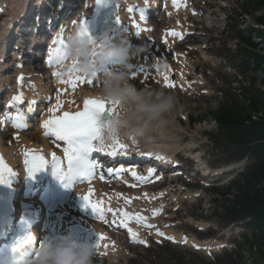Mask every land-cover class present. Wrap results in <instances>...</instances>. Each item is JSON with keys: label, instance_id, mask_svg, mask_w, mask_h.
Here are the masks:
<instances>
[{"label": "rangeland", "instance_id": "374dc122", "mask_svg": "<svg viewBox=\"0 0 264 264\" xmlns=\"http://www.w3.org/2000/svg\"><path fill=\"white\" fill-rule=\"evenodd\" d=\"M236 1L210 0V7H207L205 10L203 9L204 7L200 6L201 10L206 12L207 15L202 20L205 21L204 23H198L199 28L203 29V32L201 35L197 34L192 38L195 45L190 43H188L189 45L183 44L176 49L182 51L188 50V53L194 51L190 52L191 56L187 55L189 62L185 66L191 81V77L198 75L203 78L204 84L202 86L197 85L199 86L197 93L191 97L187 96V94L183 95L180 90L172 92L163 88L176 97L177 105L169 115L168 123L150 136L162 142H168L170 147L175 148L177 151L179 149L186 150L191 146L194 152L203 158L205 166L211 169V171L232 168L235 165L229 161L231 157L230 152H226L225 147L220 149L223 141L220 142L218 125L210 117L208 118V112L215 110L221 104L216 100V97L219 95L218 91L220 89L228 91V84L226 83H229L235 75L233 74V65L239 63L238 59L230 55H228L231 58L229 61L224 56L219 55L218 51L220 49L216 46L219 42H227L228 46L226 50L231 49L230 54L232 56L236 55V42L229 38L233 34L231 26H228V21L225 20L227 14L231 13L234 9ZM239 19L242 20L241 18ZM250 21L247 18L244 26L248 25ZM250 76L253 75L251 74ZM197 79L199 78L196 76L192 82L195 84ZM135 84L137 87H144L143 84H146V87L161 89L160 86L154 84L151 86L142 82ZM244 169L245 166L243 165L241 168L234 170L231 176L226 179H232V177H235L236 174ZM191 171L196 177L199 176L196 169ZM206 179L208 182H212L214 177ZM178 181L176 193H179L177 200L180 205L177 207L174 204L172 207L178 208L179 212L173 211L172 215L177 216V218L173 221V228L171 229L179 234L181 233L187 237H194L199 240L212 239L215 236H219L223 229H225L226 224L216 212L223 213L221 215L225 220L226 216H224L225 213L223 211L225 202L221 199L215 200L211 191L201 184V180L182 178ZM226 181L218 184L222 185ZM180 185L184 188H181ZM182 189H186V191ZM192 194H197L198 197L191 198ZM198 223L205 225L207 231H198L196 229ZM221 240L227 241L228 248L221 253L213 254L215 257L211 259L184 247L154 245V247L147 251L138 247L130 249V252L124 251V261L121 264H232L228 255L235 250L233 243L236 240L242 241V237L238 233L235 234L233 232L222 236ZM244 257V263L252 264V259L247 251L244 252ZM93 264L114 263L103 257L100 261L93 262Z\"/></svg>", "mask_w": 264, "mask_h": 264}, {"label": "clouds", "instance_id": "9594fccd", "mask_svg": "<svg viewBox=\"0 0 264 264\" xmlns=\"http://www.w3.org/2000/svg\"><path fill=\"white\" fill-rule=\"evenodd\" d=\"M81 32L78 26L67 36L68 58L63 69L66 76L92 78L93 73L99 74V86L91 99L116 106L110 121L105 123L104 115L96 116L103 123L101 142L137 143L163 128L176 108V97L162 88L137 87L130 75L131 62L146 49L133 45L126 33L110 27L103 29L99 41ZM13 249L0 258V264H93L95 255L93 247L71 237L36 248L33 259H28L24 250Z\"/></svg>", "mask_w": 264, "mask_h": 264}, {"label": "snow or ice", "instance_id": "6c2138e0", "mask_svg": "<svg viewBox=\"0 0 264 264\" xmlns=\"http://www.w3.org/2000/svg\"><path fill=\"white\" fill-rule=\"evenodd\" d=\"M96 3H102V0H96ZM173 3L175 6L179 7V5L176 4V0H173ZM134 10L135 9L132 7L128 9L129 12H133ZM139 12L140 18L144 20L143 9H140ZM116 22L117 24L121 23L119 15H117L116 17ZM76 23V21H73L74 25ZM79 27L82 29V35H87L90 39H93L89 33L86 22L82 18L79 21ZM135 27L137 28L136 35L138 36L141 34V32L147 30L144 28H140L138 24L135 25ZM169 35L174 38L183 39V35L180 32L173 31L169 33ZM54 44L55 47L49 50L47 63L49 66L63 67L68 58L67 40L63 35H61L54 42ZM75 63L76 62H74V64ZM140 73H144L145 75H147V72H145L143 69H141ZM140 73L132 72L130 73V75L132 78H136ZM54 75L59 78L61 84L70 86L73 91H75L76 88L81 84L89 85L93 88L99 86V74L97 73H93L92 78L69 74V78L64 79V73L60 71L55 72ZM23 79V77H20L21 83H23ZM164 80L167 87H175L174 83L169 81L167 74L164 75ZM13 103H23V93H21L19 96H14ZM63 107L64 103L60 99V95H57L56 103L51 109L52 115L50 116V118L43 121L42 127L44 129L45 137H54L56 141L63 142L62 151L64 152V156L66 158V166L65 160H61L56 156L55 153L52 154L51 161H49L45 159L43 155H39L34 151L25 150L23 155L27 176L34 178L37 173L45 169L46 165L51 163L55 168V174L59 177L61 182L64 183V186L66 188H72L76 183L88 182L89 184H91L92 180L96 176L97 165L93 162H90L89 156L97 151H105L106 147L101 142L103 123L98 121L96 119V116L97 114H107V116L111 118L116 111V106L109 105L107 103L94 99H86L83 103V108L80 111H62ZM61 112L62 114L57 115V113ZM10 119H14V127L16 129H22L23 127H25L24 121L19 114H17V116L14 118L10 117ZM108 121H110V119L106 120L105 123ZM135 143L136 142L133 141V144ZM127 151V145L119 140H115L111 144L110 149L108 150V154L111 156H115L119 153H126ZM157 158L163 159V157L159 156ZM112 171L113 169L110 168L109 172L111 173ZM120 171L122 172L123 170ZM131 175L137 180L142 179L134 171L131 172ZM14 176H16V173L10 167H8L4 159L0 157V183L10 184L11 178ZM101 179H103V176H101ZM93 195L94 192L90 189L88 195L81 197L84 201V207L91 208L92 211L96 214L97 218L101 221H104L105 208L103 206V202H94L91 199ZM126 203H131V201L127 200ZM107 210L109 212H112L114 218L117 216V213L113 212L110 207ZM159 214V212H153L154 216ZM119 217L120 219L118 221L114 219L113 223L118 222L121 227L127 228L133 243L146 244L145 241L138 239V233L133 232L131 228H128V224L129 222L134 220L137 223L143 224L144 226L154 227L147 224V218L141 215L131 216L126 211H121L119 213ZM156 234L160 237H164L173 242H176L174 237H166L165 233L159 231L158 229ZM99 237L100 241H104L107 239V237L103 235H100ZM184 242H187L186 238ZM44 244L45 243H40L39 247H44ZM35 245V237L29 234L24 238L18 240L13 250H24L25 248L34 247ZM100 246L101 245L99 243L96 248H99Z\"/></svg>", "mask_w": 264, "mask_h": 264}, {"label": "trees", "instance_id": "16d2710c", "mask_svg": "<svg viewBox=\"0 0 264 264\" xmlns=\"http://www.w3.org/2000/svg\"><path fill=\"white\" fill-rule=\"evenodd\" d=\"M243 8L256 25L264 26V14L256 15L264 10V0H249ZM247 33L248 37L242 31L238 34L243 44L240 52L247 58L241 67L248 71L253 65L254 70H260L264 75V30L250 27ZM253 33L262 41L263 48L251 39ZM257 80L253 77L248 85L242 86L239 95L227 98L226 103L211 114L219 123L221 132L238 147L240 155L248 154L253 160L248 172L222 195L230 194L234 187L233 198L228 200L231 203L228 213L232 220L249 219L246 226L254 235L247 239V248L250 246L252 251L256 247L259 259L255 264H264V78L260 81L261 86L257 85Z\"/></svg>", "mask_w": 264, "mask_h": 264}, {"label": "bare ground", "instance_id": "6f19581e", "mask_svg": "<svg viewBox=\"0 0 264 264\" xmlns=\"http://www.w3.org/2000/svg\"><path fill=\"white\" fill-rule=\"evenodd\" d=\"M29 3L28 0H0V45L4 42L3 40L6 39L8 37V34L10 33V26L13 24H10L11 20H10V15L12 13L19 12L17 7H21L24 4ZM24 7V6H23ZM17 9V10H16ZM20 10H22V8H19ZM22 15V13H21ZM185 21H181L179 19H175V22H171L170 24L173 25L172 26V31H178V30H184V32L188 31V27L185 25L186 23V17H184ZM185 22V23H184ZM184 23V24H183ZM175 24V25H174ZM183 24V26H182ZM8 33V34H7ZM164 39V38H163ZM131 42V41H130ZM154 42V34L149 33L147 34V42H141L138 46H142L143 48H145L146 50L141 54V55H148L151 57H154L153 59V63L152 66H149V63L145 60H143V58H141V55L136 57V64H143L144 65V69H146L147 75L143 74L142 77L143 79H147L148 77H153L156 80H161L164 79V75L167 74L169 80H171L172 76L171 74L173 73L174 69L171 68V65L169 63L168 58L165 56V54H163L160 57H158L155 52L154 49L159 48L157 43L153 44L152 46H154L152 48L151 44ZM132 43V42H131ZM164 45L166 46L167 50H171L175 44V40L172 37H168L167 41H163ZM179 56L178 59H176V61H179L180 63H183L185 60V57L183 56V54H179L177 55ZM137 68V66H136ZM132 72H137V69H132ZM184 73H179L178 77H177V85L184 88L186 87L187 84V78H185ZM184 76L185 79H182V77ZM29 79H31L30 81L26 82V85L31 82V83H38L39 82V77H30L28 76ZM132 78V77H131ZM41 81V78H40ZM172 81V80H171ZM40 84V83H39ZM43 87V85H41ZM28 85L24 88V89H20V90H27ZM44 89V87H43ZM96 89H92L90 90V92L86 91L85 89L80 90V91H72V92H67V94H65V96H60V99L63 101L64 106L74 109V108H79L77 107L76 104H80L85 97L92 95V93L96 92ZM45 94H46V90ZM74 102V103H73ZM44 131L40 128L39 129H33V132H29L28 134L19 136L18 139H16L14 142L15 144L11 145V147H6L4 145V152L6 154V157L9 159V161L16 165L19 166V162L15 161L17 157L19 156H23V153L25 152V150H36L39 151L42 149H50L49 143L48 141H46V139L43 136ZM153 146L155 147H160V143H152ZM123 184V183H122ZM120 184V186L122 185ZM116 188V187H115ZM123 190H128V187L126 185H123ZM101 192H105L106 195H109V199H111V192H107V189L105 188V186L99 185L97 186V194ZM148 196L150 197L149 200H145L148 202V206H149V212L150 210L155 209L156 204H154V200H156V197L159 194H152L150 192H148L147 190L145 191ZM135 194L130 195V193H126L125 197L122 198L121 201H119L118 203L116 201H113V205L115 207L119 208V213L121 211H126L128 212L130 215L133 212L132 208H134V205H142L145 206L144 203L145 201L140 200L139 196L136 195V197H134ZM127 200H130L131 203H126ZM138 206V207H140ZM142 208V207H140ZM87 229L90 230V232L92 233V236L97 237L98 239H100V235H103V233H108L107 231H105L102 227H96L93 226L91 224L87 225ZM157 232H153V236L157 237L156 234ZM170 234V233H169ZM168 233H166V235H169ZM170 236L174 237L173 235L170 234ZM175 239L177 237H174ZM183 240H185V238L181 237ZM179 238V239H181ZM178 239V238H177ZM187 240V239H186ZM188 246H194V247H199V245L201 243H198L195 239L192 240H187V242L185 243ZM107 245V246H105ZM117 246V242L115 240H111L110 238L107 237L106 240L102 241V247L99 249V251L102 250H106L105 252H107L108 254H113L115 253L116 255H119V251L116 248ZM202 246V245H200ZM208 245H206L205 247H207ZM220 246H222L221 242H217L216 244V248H220Z\"/></svg>", "mask_w": 264, "mask_h": 264}]
</instances>
